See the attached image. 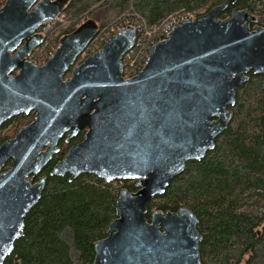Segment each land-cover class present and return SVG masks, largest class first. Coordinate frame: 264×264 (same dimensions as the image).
<instances>
[{"label":"water","instance_id":"water-1","mask_svg":"<svg viewBox=\"0 0 264 264\" xmlns=\"http://www.w3.org/2000/svg\"><path fill=\"white\" fill-rule=\"evenodd\" d=\"M71 1L6 0L0 9V127L36 111L32 124L0 146V264L24 236L25 220L41 199L47 178H36L57 152V139L84 128V141L50 175L72 181L90 174L137 188L122 189L108 236L95 243L93 264H202L195 214L180 208L148 219V204L188 163L214 150L248 74H264V27L251 29L257 20L248 10L221 19L237 1L226 0L176 24L166 40L152 44L140 73L126 80L123 59L138 39L128 26L64 81L100 30L93 18L63 36L45 65L26 58L43 41L38 32L56 23Z\"/></svg>","mask_w":264,"mask_h":264},{"label":"trees","instance_id":"trees-1","mask_svg":"<svg viewBox=\"0 0 264 264\" xmlns=\"http://www.w3.org/2000/svg\"><path fill=\"white\" fill-rule=\"evenodd\" d=\"M226 0H72L46 38L37 61L46 62L63 36L103 11L100 30L86 49H101L120 30L133 26L147 51L160 42L161 26L178 13L195 18ZM6 0H0V8ZM248 10L256 16L251 29L264 27V0H237L221 14ZM260 20H258V17ZM149 32V36L147 35ZM125 61V59H124ZM230 107L232 121L201 161L188 163L164 195L148 204V219L156 211L191 210L199 220L202 264H264V74H248ZM33 115H21L27 120ZM47 170L38 204L25 220L24 236L5 264H93L95 243L105 239L116 219L122 189L136 192L135 182L107 183L90 174L52 177Z\"/></svg>","mask_w":264,"mask_h":264},{"label":"flooded vegetation","instance_id":"flooded-vegetation-1","mask_svg":"<svg viewBox=\"0 0 264 264\" xmlns=\"http://www.w3.org/2000/svg\"><path fill=\"white\" fill-rule=\"evenodd\" d=\"M1 9V8H0ZM259 27V26H258ZM256 27V28H258ZM52 29H47L44 30L43 28L38 32L39 34H41L43 36V41L42 43L33 49L31 55L29 57L26 58V61H32L35 62L37 65L39 66H43L47 63L46 62H42V61H37L36 57L38 56V54L42 51V47L45 45L44 43L46 42V38L47 36L50 34ZM255 30V29H253ZM24 46V43L18 48L20 49L21 47ZM17 53L14 52L13 55H15ZM93 53L91 54H87L86 52H84L83 54H81L76 63L71 66L68 71L66 72V75L64 77V81L68 78H71L73 71L75 68H77L79 65H81L89 56H91ZM19 73V70H16L13 75H16ZM24 115V114H22ZM33 115L30 119L27 120H17L19 116L14 117L8 121H6L1 127H0V146H2L3 144L7 143L8 141H12L14 139L17 138L19 132L25 128L26 126H29L30 124H32L35 121V117H36V111H32L31 113H29L28 115H24V116H30ZM21 116V115H20ZM71 131L68 133H65L64 135H62L60 138L57 139V144L55 146V150H57V152L55 154H53L52 159L50 160V162L44 167V169L42 170V172L37 176L36 178V182L40 181L42 178L46 177L48 178V176L46 175L47 170H49V167L51 165V163L55 160V159H59L60 155H64L60 160H57V162L55 163V165H53L50 174L52 172V170L54 169V167L61 162L62 160H64V158L66 157V155L68 154L69 150L82 143L85 139L86 134L88 133V129L84 128L80 131H78L76 133L75 136L71 137ZM52 145V141L48 142V145L46 147H44L43 151H46L50 146ZM13 164V161H10L8 163V165L6 166V168H9L11 165Z\"/></svg>","mask_w":264,"mask_h":264},{"label":"built area","instance_id":"built-area-1","mask_svg":"<svg viewBox=\"0 0 264 264\" xmlns=\"http://www.w3.org/2000/svg\"><path fill=\"white\" fill-rule=\"evenodd\" d=\"M195 16L192 13H178L172 17H170L164 25H162V41L166 40L170 33L175 28L176 24L183 22L194 20ZM52 24H48L45 27V30L51 28ZM146 51L145 45L142 41H137L134 44V47L127 52L123 59V68H124V79L130 80L133 77L137 76L140 71L143 69L148 57H149V49Z\"/></svg>","mask_w":264,"mask_h":264},{"label":"rangeland","instance_id":"rangeland-1","mask_svg":"<svg viewBox=\"0 0 264 264\" xmlns=\"http://www.w3.org/2000/svg\"><path fill=\"white\" fill-rule=\"evenodd\" d=\"M257 17H258V16H257ZM92 18H93L95 21H97L99 24H101V21H102V18H103V11H100V12L96 13L95 15L92 16ZM258 20H260L259 17H258ZM58 21H59V20H57L56 23H57ZM56 23L52 24L50 29H52ZM161 27H162V26H161ZM149 34H150V33L147 32V35H148V36H149ZM96 52H97V51H96ZM94 53H95V52H94Z\"/></svg>","mask_w":264,"mask_h":264},{"label":"bare ground","instance_id":"bare-ground-1","mask_svg":"<svg viewBox=\"0 0 264 264\" xmlns=\"http://www.w3.org/2000/svg\"><path fill=\"white\" fill-rule=\"evenodd\" d=\"M133 27V26H132ZM161 42V41H160Z\"/></svg>","mask_w":264,"mask_h":264}]
</instances>
